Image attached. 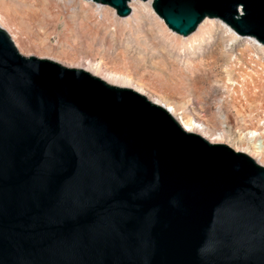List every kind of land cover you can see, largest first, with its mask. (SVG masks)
<instances>
[{"label": "water", "instance_id": "1", "mask_svg": "<svg viewBox=\"0 0 264 264\" xmlns=\"http://www.w3.org/2000/svg\"><path fill=\"white\" fill-rule=\"evenodd\" d=\"M151 8L178 36L214 19L264 46V0ZM0 264H264V168L0 28Z\"/></svg>", "mask_w": 264, "mask_h": 264}, {"label": "rangeland", "instance_id": "2", "mask_svg": "<svg viewBox=\"0 0 264 264\" xmlns=\"http://www.w3.org/2000/svg\"><path fill=\"white\" fill-rule=\"evenodd\" d=\"M133 1L135 17L148 16L149 27L143 19L131 25L111 8L95 10L82 0L70 5L65 0H0V28L23 57L69 69L80 68V61L101 63L104 70L124 75L174 105L184 118L195 117L222 133L223 144L233 151L256 139L264 151V46L254 39L257 45H246L233 30L220 31L214 19H206L201 35L188 40L196 30L178 36L147 1L139 3L153 17ZM146 32L153 43H162L163 53L152 49Z\"/></svg>", "mask_w": 264, "mask_h": 264}, {"label": "bare ground", "instance_id": "3", "mask_svg": "<svg viewBox=\"0 0 264 264\" xmlns=\"http://www.w3.org/2000/svg\"><path fill=\"white\" fill-rule=\"evenodd\" d=\"M132 1L133 0H131L128 3V7L130 9V15L128 17H126V19H122V20H125V21L129 20L131 25L132 24L135 25V24L139 23V20L143 19L144 21H146L148 23V27H149L150 21L148 22V20H149L148 16L143 15V16H140V18L135 17L136 10H135V8H133L131 6ZM134 1H137L138 3H136V2L135 3L137 5L139 4L140 6L143 7L144 12L148 13L150 17H153L151 10L147 9L145 6H143L141 3H139L140 1H138V0H134ZM71 2H72V0H65L66 5H70ZM89 3H91V2H89ZM147 4H148V6H149V4L151 5L152 0H147ZM94 7H95V10L101 9L100 5H97V4H94ZM139 9H142V8H139ZM206 22L207 21L205 19L201 24H199L198 28H196L195 34L190 36L191 38L188 37L187 39L189 40V39H193V38H198L199 35H201L200 32L202 31V29H203L202 27H204ZM219 26H221L222 29L219 27V30L222 32L231 31V29L227 25L222 23L221 21H219ZM160 32L161 31L156 32L155 34L158 35V33H160ZM231 32L233 33V31H231ZM145 36L146 37L149 36L150 42L152 44V49L154 51L159 52V53H163L162 52L163 49L161 46L162 43H155V42L153 43V37H152V34H150V32H146ZM241 39L243 41L249 42L248 44L246 43V45H249V46L257 45L253 41V39H247V38H241ZM154 40H155V38H154ZM142 43L144 45H146L149 42L143 39ZM258 45H261V44L258 43ZM77 67H80V68H77V70H82V71L88 73L89 75L101 80L105 84H108V85L114 86V87L129 89V90H132V91L138 93L139 95L143 96L150 103L164 109L169 114V116L180 126V128L183 131L199 136L204 141H206L208 144L224 145L222 133H220V132L217 133V131L215 132V130H211L210 128H207L205 125H203V123H200L199 121H197V119L195 117L184 118L181 115V113L178 112V109L175 108L174 105H171L170 103L166 102L163 98H161L155 94L150 93L145 88H143L140 84L133 82L130 78H128L124 75H121V74H116V73L104 70L101 63H93V62L91 63L88 60L86 61V63H85V61L84 62L80 61V63L77 64ZM250 137L253 139H256V133L251 132ZM258 141H259V139H256L255 143L253 145L241 147L239 150H236V152L246 155L256 165L264 168V151L262 150V148H263L262 145L260 143L257 144ZM224 146H226V145H224Z\"/></svg>", "mask_w": 264, "mask_h": 264}]
</instances>
